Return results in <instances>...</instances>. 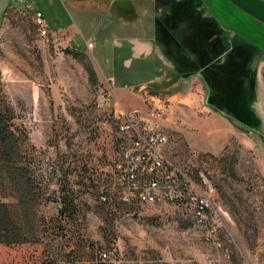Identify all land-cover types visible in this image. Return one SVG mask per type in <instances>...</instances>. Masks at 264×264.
<instances>
[{"label": "rangeland", "instance_id": "1", "mask_svg": "<svg viewBox=\"0 0 264 264\" xmlns=\"http://www.w3.org/2000/svg\"><path fill=\"white\" fill-rule=\"evenodd\" d=\"M132 3V24L149 31L154 16L150 0ZM105 4L98 10L87 0L79 4L71 0H0L3 89L17 110V124L28 132L32 147L28 174L42 193L41 201L28 208L34 218L33 239L38 242L0 246V264H93L98 252L110 249H116L125 264H264V181L260 173L264 56L257 50L264 51V25L228 0L203 3L202 13L214 18L222 29L223 51L237 43L257 47H251L254 54L239 66L243 73L236 90L206 89L203 104L231 124L232 134L217 143V153L191 148L184 135L189 123L176 116L172 106L162 123L168 139L165 155L178 166L201 172L213 186V207L224 225L212 234L222 245L217 249L206 240V229L196 226L184 208L144 206L128 216L115 204V195L109 205L98 199L110 159L129 142L110 120L112 113L119 112L112 90L124 89L122 101L139 98L141 92L153 89L159 60L132 52L117 30L119 17L108 10L114 1ZM37 11L48 22L47 38L35 24ZM136 28L128 34L135 37ZM60 31L71 39L80 57H74L75 52L62 44L61 37L51 35ZM226 58L224 55L219 62ZM103 96L105 104L98 109L95 105ZM221 97L227 103H221ZM156 108H162V103L146 102L143 110L121 112L145 117ZM215 125L228 131L219 122ZM213 137L206 139L211 142ZM13 181L19 180L3 176L0 202L20 215L18 185ZM61 187L72 191L79 210L76 223L61 224L64 233L54 222Z\"/></svg>", "mask_w": 264, "mask_h": 264}, {"label": "trees", "instance_id": "2", "mask_svg": "<svg viewBox=\"0 0 264 264\" xmlns=\"http://www.w3.org/2000/svg\"><path fill=\"white\" fill-rule=\"evenodd\" d=\"M164 5L165 7L170 6V14L167 17V21L163 23L162 29L166 34L170 35V30H175L178 26H182L186 38L175 39L160 35L158 39L166 46H170L171 43H177L178 48L193 57L194 65L199 70L206 89L212 86L216 88L232 87L236 90L238 87L236 81L240 80L243 72H239L238 63L234 64L231 57L233 55L237 57L236 52L241 51L235 48L231 53L226 54L227 58L224 63L221 64L219 62L227 51H223L222 48V30L213 19L204 18L198 12V8L201 6L200 0H168ZM73 54L76 58L80 57V53L77 51ZM90 73L92 72L90 71ZM221 98V103H227L224 98ZM17 121V110L4 93L0 71V186L3 176L10 180H19L13 182L16 186L18 185L17 191L19 193L20 206L22 207L21 214L15 215L8 204L0 202V246L4 247L38 242L33 239L35 238L33 230L34 218L30 215L28 208H32L41 201L42 193H40V189L34 185L33 181H30L27 165L30 163L32 147L29 144L28 132L24 127L17 124ZM193 173L197 174L198 172L193 171ZM108 182L104 181L103 185H101L99 196L101 188ZM65 186L68 187L66 181H64ZM61 188L62 194L55 201L59 209L54 222L59 227V230L64 233L65 225L61 224L70 222L73 225L76 223L79 210L72 191L68 188L66 191L63 190V187ZM112 197H110L108 203L102 204L109 205L113 199ZM115 204H118L126 215L131 214V216L138 208L123 205L117 202L116 199ZM39 264L46 263L40 262ZM93 264H103L99 260L98 255Z\"/></svg>", "mask_w": 264, "mask_h": 264}, {"label": "built area", "instance_id": "3", "mask_svg": "<svg viewBox=\"0 0 264 264\" xmlns=\"http://www.w3.org/2000/svg\"><path fill=\"white\" fill-rule=\"evenodd\" d=\"M34 21L40 35L47 38L50 33L39 11L35 12ZM86 46L92 48L91 44ZM69 50L76 52L73 48ZM104 104L103 96L95 107L101 109ZM169 108L168 103H162V108L150 110L145 117L135 112L111 114L116 132L129 142L110 159L109 169L103 175V181L109 182L101 188L99 201L106 204L115 195L117 202L128 207L169 204L184 208L196 226L206 229V240L220 249L221 243L212 237L213 231L224 228L213 207V186L201 172L195 174L174 164L164 153L168 139L162 123ZM98 258L103 264H125L116 249L100 251Z\"/></svg>", "mask_w": 264, "mask_h": 264}, {"label": "crops", "instance_id": "4", "mask_svg": "<svg viewBox=\"0 0 264 264\" xmlns=\"http://www.w3.org/2000/svg\"><path fill=\"white\" fill-rule=\"evenodd\" d=\"M113 1L114 4L109 6L108 10L113 16L119 17L120 26L117 30H119L120 35H123L122 40L129 43L132 46V52L139 57H151L154 60L159 59L157 60L158 70L156 72L158 78L154 82L153 89L141 92L142 94L138 95L139 98H128L124 101H122L123 97H120V93H123L124 89L118 92L115 89L112 90L119 111L125 109L140 111L144 109L146 102L155 103V105L158 103H168L172 106V110L176 116L189 123L188 133L184 135L191 148L209 154L217 153L220 150L217 148V143L223 141V137H229L232 134L230 130L231 124L230 120L224 115L209 109L203 104L207 90L200 77L199 70L194 65L193 57L178 48L177 43H171L170 46H166L162 41L154 37L152 22L149 26V31L145 32L144 29H137L132 24V19L135 17V6L132 0ZM205 1L200 0L202 5ZM41 14L43 16V13ZM44 22L47 27L48 22L45 18ZM135 28L137 35L135 37L130 36ZM150 32H152V36L149 35ZM51 35L61 37L60 39L64 46L77 51L71 45L72 41L66 36L64 31L57 32L56 34L53 32ZM93 48L92 46L91 49ZM258 51L264 56V51L260 49ZM172 91L175 93L172 94ZM217 122L221 123L223 127H227L228 131L218 128L215 125ZM213 135L214 137L209 142L206 137H212ZM260 173L264 181V156L260 157Z\"/></svg>", "mask_w": 264, "mask_h": 264}, {"label": "flooded vegetation", "instance_id": "5", "mask_svg": "<svg viewBox=\"0 0 264 264\" xmlns=\"http://www.w3.org/2000/svg\"><path fill=\"white\" fill-rule=\"evenodd\" d=\"M71 1L79 4L80 1H82V0H71ZM87 1H88V4H90V6H93V7L95 6L98 10H100V9L104 8V6L106 5L105 3L108 0H87ZM167 1L168 0H150L152 12L154 13V16L151 18V21L153 24V36L156 38H158L160 35L175 38V39H183V37L186 38V35L184 34L185 31L182 28V26H178L175 30H170V32H169L170 35L166 34V32L162 29L163 23L165 21H167V17L170 14V6L165 7V5H164V4H166ZM202 10H203V5L201 3L200 8H198V12H200L204 18H211L217 23V21L214 18L207 17L205 14H203ZM147 20H148V18H147ZM217 25H218V23H217ZM221 34L223 35V32ZM222 35H221V38H222ZM237 44L238 45H233L230 49H228L226 51L225 55L231 53L235 48L240 50L241 52H238V51L236 52L237 57H234V55H233L231 58L233 59L234 64L238 63V67L239 66L241 67L242 63L244 65L245 62H247L248 59L252 56V54H254L253 49H250V48L251 47L255 48L256 46L251 45V47H250V45H248L246 43H243V44L237 43ZM257 50H259V49L257 48ZM223 61H222V63H223Z\"/></svg>", "mask_w": 264, "mask_h": 264}, {"label": "water", "instance_id": "6", "mask_svg": "<svg viewBox=\"0 0 264 264\" xmlns=\"http://www.w3.org/2000/svg\"><path fill=\"white\" fill-rule=\"evenodd\" d=\"M235 7L245 12L264 25V0H228Z\"/></svg>", "mask_w": 264, "mask_h": 264}]
</instances>
